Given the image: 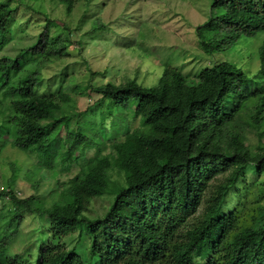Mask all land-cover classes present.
Wrapping results in <instances>:
<instances>
[{
  "label": "trees",
  "instance_id": "1",
  "mask_svg": "<svg viewBox=\"0 0 264 264\" xmlns=\"http://www.w3.org/2000/svg\"><path fill=\"white\" fill-rule=\"evenodd\" d=\"M59 1L69 15L73 0ZM211 7L220 12L196 29L206 53L264 34V0H212ZM15 11L13 0H0V49ZM72 30L47 18L32 45L0 58V150L8 142L34 153V183L39 169L55 176L76 167L49 202L15 193V174L0 191L8 200L0 264H29L27 249L10 248L26 213L45 221L32 264H264V35L254 75L222 60L192 78L165 67L152 87L129 79L39 94L40 66L68 55ZM75 89L97 99L81 110ZM103 100L123 123L111 121V133L99 118ZM105 195L103 212L89 216L91 200ZM81 228L90 235L87 260L62 241Z\"/></svg>",
  "mask_w": 264,
  "mask_h": 264
},
{
  "label": "rangeland",
  "instance_id": "2",
  "mask_svg": "<svg viewBox=\"0 0 264 264\" xmlns=\"http://www.w3.org/2000/svg\"><path fill=\"white\" fill-rule=\"evenodd\" d=\"M87 1L73 0L72 11L67 15L64 3L59 0H13L16 19L10 25L8 43L0 49V58H13L21 49L32 45L47 18L75 29L71 32L73 42L67 47L68 55L40 66L39 94L55 91L58 86L59 89L68 90L88 84H120L129 79L152 87L158 85L165 67H173L186 78H192L201 69L222 60L236 64L249 76L258 70V48L263 32L255 36H241L229 49L212 55L199 44L197 27L220 12V8L211 7L212 0ZM74 91H70V94L76 96L81 110L97 99L93 93L81 96L79 89ZM106 105H110V101L103 100V115L99 114V118L104 131L111 133V121L123 123L113 110L109 114L105 111ZM137 124L136 119L131 126ZM64 134L62 131L61 135ZM121 136V132L116 135ZM248 140L254 144L256 136L248 133ZM36 165L38 162L34 153L14 148L7 142L0 150V191L10 189L8 183L15 174L12 183L15 193L18 192L20 197L34 195L49 202L55 192L62 189L58 181L68 180L76 171L73 166L72 172L63 171L54 176L51 169H39L34 178L38 182L34 183L29 175ZM110 175L112 179H120L113 171ZM251 176L249 172L247 177L250 179ZM259 178L264 181V174ZM6 201L0 198V211L6 208ZM109 202L108 195L91 200L89 209L93 212L89 216L102 213ZM1 221L4 223V218ZM43 223L45 221L37 215L26 213L22 217L19 233L16 231L13 234L12 252L23 253L27 249L29 264L34 263L38 256L39 237L44 236L45 232L40 231ZM31 233L35 241L33 244V239L28 241ZM62 241L88 259V231L81 228L65 236Z\"/></svg>",
  "mask_w": 264,
  "mask_h": 264
}]
</instances>
